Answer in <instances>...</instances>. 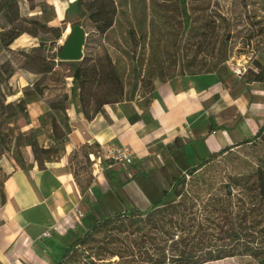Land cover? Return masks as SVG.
Segmentation results:
<instances>
[{
	"label": "trees",
	"instance_id": "trees-1",
	"mask_svg": "<svg viewBox=\"0 0 264 264\" xmlns=\"http://www.w3.org/2000/svg\"><path fill=\"white\" fill-rule=\"evenodd\" d=\"M41 1L43 2L39 5L41 12L52 9L44 0ZM181 2L187 30L185 41L192 46L195 40H205L206 32L210 30L208 26L210 19L204 14L191 19L184 5L185 0ZM82 11L88 14V22L98 35L104 36L113 29L117 17L114 1L73 0L64 10V15L66 18L80 16ZM0 12L4 21L3 26H0V55L6 56V59L0 63V157L5 153L11 155L14 169L27 171L24 167L26 163L24 150L29 148L33 157L30 168L35 165L38 170H44L48 164L61 158L64 146L63 150L43 147L33 130L25 133L16 123L22 118L25 125H29L24 98L33 94L43 95L46 87H40V83L54 74L57 56L47 60L44 54V42L30 52L12 50L13 43L23 35L21 30L13 27L20 18L17 0H0ZM47 30L53 37L49 44L56 48L64 30L59 27H49ZM218 44H220L219 48L226 51V40ZM83 49L85 52L82 60L72 62L76 64L73 67L72 82L78 86L75 88L73 85L71 88V99L81 101V113L87 121H91L102 111L104 105L110 103L99 102L97 109L91 112L89 105L94 97L88 96L86 101L81 94L90 93V87L94 84H106L111 88L119 86L115 94L117 98L115 103H119L123 97L126 71H130L134 78L132 93L137 90L141 80L134 59L128 57V64L113 66L108 62L105 65L106 70L103 69L102 64L92 65L90 68L88 62L92 60L93 55L88 41L85 42ZM254 66L255 70L249 71L246 83L264 85V63L255 62ZM174 68L175 66L172 65L171 69ZM17 71H26L40 78L33 84L32 91H24L23 98L8 102V98L15 97L19 93L10 85V80ZM67 102L68 97L64 95L57 103L50 105V109L54 112L52 140L63 145L71 132L65 107ZM219 129L222 127H217L211 118L209 131L214 132ZM257 141L264 142V125L258 129L252 139L244 140L236 146L253 145ZM228 151V148L223 149L196 167L188 169L184 175L173 178L169 188L161 190L162 199L151 202L148 209H130L92 223L82 237H74V244L66 250L64 256L67 257L74 250L82 248L88 264L114 258L118 261L108 263L206 264L234 257H249L258 264H264V165L254 167L243 174H226L222 179L220 174L214 173V162ZM81 154L88 162L90 153ZM71 174L81 196L90 208L88 215L91 216L93 206L87 191L92 181L89 179L85 185H81L76 173ZM105 174L111 180L114 172L109 171ZM7 176L0 183L2 202L4 201L3 183ZM117 183L119 186L123 184L121 181ZM170 197L172 200L169 199ZM95 207L104 209L99 199L95 202Z\"/></svg>",
	"mask_w": 264,
	"mask_h": 264
},
{
	"label": "crops",
	"instance_id": "crops-1",
	"mask_svg": "<svg viewBox=\"0 0 264 264\" xmlns=\"http://www.w3.org/2000/svg\"><path fill=\"white\" fill-rule=\"evenodd\" d=\"M139 103L104 107L91 121L78 106H68L71 132L61 158L44 170L34 165L27 171L9 172L3 202L0 195V264H59L74 237L88 230L82 226L90 217L100 212L107 216L121 206L119 190L127 197L125 211L151 206L152 188L146 178L151 171L160 172L161 161L178 163L184 170L194 168L211 155L252 139L264 125V85L241 81L225 85L214 73L157 78L147 105ZM211 118L222 129L210 132ZM38 142L48 144L39 138ZM83 146L92 147L104 159L103 172L87 191L91 216L68 169L70 154ZM112 148L129 149L131 166L108 158ZM109 171L114 172L111 180L105 174ZM164 173L163 177L169 176ZM98 199L104 209H96Z\"/></svg>",
	"mask_w": 264,
	"mask_h": 264
},
{
	"label": "rangeland",
	"instance_id": "rangeland-1",
	"mask_svg": "<svg viewBox=\"0 0 264 264\" xmlns=\"http://www.w3.org/2000/svg\"><path fill=\"white\" fill-rule=\"evenodd\" d=\"M72 1L44 0L52 9L41 12L39 6L43 3L41 0L30 2L17 0L20 18L13 27L21 30L23 35L13 43L11 49L30 52L44 42V54L47 60L51 59L56 57V51L66 40V27L79 23L85 30V42L88 41L93 55L92 60L88 62L90 68L92 65L102 64L103 69L106 70L105 65L108 62L112 66L128 64V57L134 59L137 64L141 83L134 93H132L134 82L132 73L127 70L124 75L123 97L119 103H124L125 106L138 101H140V106H146L150 99L153 80L157 78L167 80L176 74L214 73L225 85H233L235 81L247 82L249 71L255 70V62L264 63V36H262L264 33V0H185L184 5L191 19L203 14L210 19L208 23L210 30L206 32L205 40H195L192 46L191 43L187 44L185 41L187 30L181 0H112L117 7L116 22L113 29L104 36L93 31V27L88 22V14L84 11L80 16L65 17L64 10ZM3 23L2 12H0V26H3ZM49 27H59L64 30L56 48L49 44L53 39L47 30ZM222 40L227 41L226 51L219 48L218 43ZM173 43L174 47H172ZM84 52L83 49V54ZM4 59L6 56L0 55V63ZM74 65L76 64L72 62L58 63L55 59L54 74L40 83V87H46L43 95L33 94L24 98L29 125L26 126L22 118H19L16 123L23 132L33 130L37 139L39 138L43 143L51 140L54 112L50 109V105L57 103L64 95L68 97L66 110L68 106L74 104L81 111V101L71 99V88L73 85L75 88L78 86L72 82ZM172 65L175 66L174 70L171 69ZM154 70L156 71L153 76ZM243 70L246 72L243 73ZM39 78L40 76L26 71H17L10 80V85L19 93L15 97L8 98V102L23 98L24 91H32L33 84ZM118 89L119 86L111 88L106 84H94L90 87V93H84L81 96L85 97L86 101L88 96L94 97L89 105V110L94 112L99 102L110 103L104 105L103 108L119 104L115 103L117 101L115 94ZM47 143V146H42L63 150L64 145L61 143L54 145L49 141ZM228 149V152L216 158L217 161L214 162V173L220 174L222 179L226 174H243L254 167L264 165V142L257 141L253 145L243 144ZM87 152L94 156L91 159L89 155L88 162L81 154L85 155ZM99 157V152L92 147L86 148L85 146L70 154L68 169L71 173H76L81 185H85L89 179L93 182L95 176L103 172L104 159L100 158L101 163L97 164ZM32 158L31 150L29 148L24 150L26 162L24 167L27 170L30 168ZM13 162V157L7 153L0 157V183L14 168ZM128 166L131 164L126 167ZM158 167L161 169L160 172L151 171L146 178L152 188L150 198L154 202L162 199L160 191L168 189L174 177L184 175L188 170L181 169L178 163L165 160L161 161ZM164 172L169 173L168 175L172 178L163 177ZM126 179L127 176L124 181ZM117 193L121 206L110 211L107 216L127 210L125 208L127 197L121 190ZM169 199L172 200V197ZM129 207L132 208V206ZM107 216H104L102 212L95 213L94 217H90L89 222L82 227L87 230L92 223ZM115 261L118 259L98 261L95 264H109L108 262ZM59 264H88V262L85 261L84 250L80 248L67 257L63 256ZM206 264L258 263L249 257H234Z\"/></svg>",
	"mask_w": 264,
	"mask_h": 264
},
{
	"label": "water",
	"instance_id": "water-1",
	"mask_svg": "<svg viewBox=\"0 0 264 264\" xmlns=\"http://www.w3.org/2000/svg\"><path fill=\"white\" fill-rule=\"evenodd\" d=\"M70 33L67 35L61 48L56 51L57 61L79 62L83 58V48L86 33L80 24L70 25Z\"/></svg>",
	"mask_w": 264,
	"mask_h": 264
},
{
	"label": "built area",
	"instance_id": "built-area-1",
	"mask_svg": "<svg viewBox=\"0 0 264 264\" xmlns=\"http://www.w3.org/2000/svg\"><path fill=\"white\" fill-rule=\"evenodd\" d=\"M246 71L243 70V73H245ZM107 155L108 158H110L111 160H113V162L115 163H123L124 165H130L132 163L131 161V157H132V153L129 149L127 148H121V149H110L109 151H107ZM90 158L92 159V156L90 155ZM101 160L100 158L97 159V164H100ZM96 164V165H97ZM50 234L49 233H45L44 236L48 237Z\"/></svg>",
	"mask_w": 264,
	"mask_h": 264
},
{
	"label": "bare ground",
	"instance_id": "bare-ground-1",
	"mask_svg": "<svg viewBox=\"0 0 264 264\" xmlns=\"http://www.w3.org/2000/svg\"><path fill=\"white\" fill-rule=\"evenodd\" d=\"M69 33H70V27H69V26H67V27H66V30H65V34H67V35H68Z\"/></svg>",
	"mask_w": 264,
	"mask_h": 264
}]
</instances>
